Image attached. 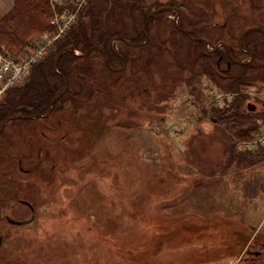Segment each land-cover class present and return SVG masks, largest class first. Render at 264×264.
Here are the masks:
<instances>
[{
    "label": "rangeland",
    "instance_id": "1",
    "mask_svg": "<svg viewBox=\"0 0 264 264\" xmlns=\"http://www.w3.org/2000/svg\"><path fill=\"white\" fill-rule=\"evenodd\" d=\"M180 1L204 13V19L201 16V22L196 23L200 26L204 20L207 21L205 26L201 25L203 30L214 22L221 23L223 15L231 12L237 17L239 13L243 14L241 21L237 17L229 18L233 35L264 23V17L261 18L264 16V0H146L158 7ZM223 3L225 7L230 6V10H225ZM171 19L169 12L156 17L154 24L160 28L161 37L170 35L174 41L186 42L173 31L169 22ZM113 47L117 53L129 58L126 68L111 77V73L100 66L103 64L100 56L95 54L100 58L97 68L101 72L95 70L94 73L100 79H120L118 83H122L124 90L114 92L118 102L112 100L113 96L105 97L104 101L109 100L108 104L103 102L100 109L99 95L94 93L91 100L97 97V103L77 104L80 107L74 112L71 105L74 99L66 95L49 117L11 119L6 123L0 135V183L3 181L1 185L5 188L29 185V192L39 194V205L35 208V219L29 224L6 227L4 222L0 223V231L7 228L9 234L2 246L0 264H201L213 256H217V261L230 256L233 264H243L246 247L250 249L254 244L255 229H250L251 223L248 226L240 224L245 220L254 222L255 219L254 216L243 219V210L239 209L242 205L239 189L242 175L236 174L226 179L227 182L221 180L218 184L222 187V195H225L222 193L225 192L223 186L235 187V190L232 188L235 193L232 195L231 214L236 219L227 220L228 224L220 226L230 227V223L234 230L232 234H215L209 221L216 218L206 216L207 213H202L200 218H192L189 211L196 205L201 211L210 212L214 205H220L222 195H213L206 188L209 186L206 183L209 171L230 175L249 166L221 170L223 145L219 129L213 126L208 116L202 114L198 118L195 110L188 108L194 101L193 94L196 92L192 90L195 87H185L182 76L174 73H169L168 79V76L163 78L155 69L137 80L133 75H136L137 67H141V50H133L137 47L116 41ZM192 47L199 48L197 44ZM132 54L138 58L134 59ZM117 64L115 62L110 66L116 67ZM188 75L183 73V77ZM199 79L201 96L204 95L207 79L203 76ZM167 80L169 83L174 81L176 90L163 83ZM261 82L247 81L250 84L240 89V94L246 95L256 106L255 109L260 107L259 96L256 95L264 90V82ZM132 83H135L133 94ZM251 91H256V95ZM88 110H96V116L89 117ZM75 116L79 117L77 122ZM94 119L101 123H93ZM55 120L70 126L69 137L58 144L36 134L40 125H52ZM38 142L45 150V159L52 158V162L45 163L43 160L42 166L46 167L43 173L50 175L48 165H55L51 174L55 189L45 188V183H32L33 173L24 175L18 171L19 158L23 168H32ZM236 149L237 153H243L239 143ZM61 168L66 173L60 172ZM60 181L64 185H59ZM186 187L197 188L192 194ZM131 196H136L132 198L136 199L135 204H131L133 206L128 205ZM178 198L188 203L177 210ZM60 203L62 205L57 209ZM144 212H148L147 219L139 221ZM177 212H184V215H174ZM208 225V236L212 234L213 239L202 236L214 245L220 243L219 247L230 237L228 248L218 250L207 245V240L202 242L194 237L198 226L206 230ZM152 238L159 240L158 246L152 244ZM246 238L251 239L248 241Z\"/></svg>",
    "mask_w": 264,
    "mask_h": 264
},
{
    "label": "trees",
    "instance_id": "2",
    "mask_svg": "<svg viewBox=\"0 0 264 264\" xmlns=\"http://www.w3.org/2000/svg\"><path fill=\"white\" fill-rule=\"evenodd\" d=\"M171 5L174 4L166 6ZM186 5L187 9L185 8L186 10L183 12L186 13L187 16L196 13V23L201 22V16H203L204 19V13L202 11L199 9H192L193 6L191 4ZM223 6L225 7L224 3ZM160 7L147 3L146 0H85L79 7H74L72 5L65 6L68 10L76 13L75 24L66 34L53 44L43 62L32 68L30 76L23 86L15 87L6 91L3 98L0 100V124L4 118L10 114H27L31 116L42 115L45 113L50 99L59 93L64 86L60 75L65 77L68 83V88L53 104L52 110L58 108L57 106L59 102L62 101L66 95H70L72 96V100L74 99V101L71 102L74 112L79 109L80 106L78 105L80 104L97 103V97L94 100H91L95 96H93L94 93L99 95L98 106L100 109H102L101 106L103 107V102L108 104L109 100L104 101L105 97L110 96L111 98V96H113L112 100L116 101L115 93L119 92V90H124V87L122 88L121 85L122 83H118L120 79H100L97 78L98 74L95 76L94 73L95 70L101 72V70L99 71V68H97V66H99L98 59L101 58L103 64H100V66H104L111 73V77L115 75V73L108 69L106 63L103 62V54L100 50L94 49L85 57H79L74 53L64 52L56 63V71L53 69V59L65 48H71L73 51L83 53L89 47L96 46L107 52L109 63L113 65L114 61H117V58L110 51L109 45L111 39L113 37L121 36L135 43L144 41L142 25L147 15L152 10ZM227 8L229 9L230 6H226L225 10H228ZM181 9L183 10V8ZM159 14L151 17L145 27V32L149 37L147 43L143 46L137 47V49L133 48V50H141L142 54L139 55L141 61L139 64L141 67L137 69L135 75L137 80L138 77H142L144 74L149 73L151 69H155V72L158 70L159 73L162 74V77L170 76L172 73L180 76H182L183 73H187L189 76L184 78V82L190 87L192 84L200 82L199 80L195 81L196 79L192 76L193 74H197L198 71L199 75H205L213 85L221 91L233 93L232 100L223 107H217L212 103L207 104L208 101L206 98L204 99L202 95L197 99L199 106H201L199 114L197 115L198 118L202 114L208 116L213 123V126H216L217 129H219V135L223 145V162L220 165L221 170L227 171L232 166L236 168L244 165L251 167L253 164L263 161L264 147L253 152L237 153L236 151L237 143L255 137L259 128L258 121L264 123V102L258 99L257 101L260 104L259 109L250 111L248 110L247 105L252 101H250L246 95H243L242 93L240 94V92H242L240 89L245 85L250 84L251 82L254 83L255 81L264 82L263 33L253 31L246 34L243 38L242 48L246 50V52L252 54L251 62L245 65H235L230 63L229 68L225 71V75H222L216 66L219 58L218 53L203 55L197 51V56L200 59V62H198L199 64L195 69L193 59L191 62L185 60L190 56L186 44H182L181 41H174L171 36H169V38L166 39L167 46H165V39L161 37V32L159 31L160 28L157 27L156 30L157 25L154 24V22H156L155 19ZM233 14L234 12H231L229 18H231ZM170 15H172V13H170ZM198 15L199 17H197ZM52 16L53 10L49 0H13L11 10L0 20V51L6 49L13 57L18 56L42 33L54 31V28L50 24ZM233 17L236 18L237 16L234 15ZM262 17L264 16L262 15L261 18ZM206 24L207 21L205 20L201 23L202 27ZM178 25L182 26L179 23ZM116 27H120L121 29H117ZM171 27L173 28V31L180 36V33L174 28V26L172 25ZM258 27H261L264 30V23L259 24ZM240 32L233 35L232 40L231 38H226L225 40L230 45L231 53L235 58H238L242 54L236 46V41ZM216 34L217 33L212 35L209 44L214 45L221 38V36H216ZM185 40L187 42V39ZM116 43L122 42L116 41ZM195 44H197L198 47L203 48L202 44ZM95 54H97V56L99 55L100 58L96 57ZM242 56L246 58V60L243 61L248 60L245 54ZM132 57L134 59L138 58L134 54H132ZM209 57L212 59L211 63H213L214 68H216L215 70L211 69V65L208 64L207 60ZM125 58L128 63L129 58L126 56ZM223 59L228 60L226 54H224ZM142 61H144L143 65ZM222 63L223 61H221V64ZM181 64H183V66ZM162 66L163 68H160ZM247 81H250V83H247ZM108 88H110V90ZM96 114V110H94V112L88 110L89 117L96 116ZM88 115L86 114V116ZM74 119L77 122L79 117L75 116ZM82 119H84V117ZM92 122L97 124L101 123L98 119H94ZM132 198H136V196L129 199L131 202L128 204L129 206L135 204L136 199L134 200ZM61 205V203L57 205V209ZM60 212L62 213L63 210H60ZM147 216L148 212H144L139 216L138 220L145 222ZM217 223H213V227H211L214 228L215 234H232L231 231H234L233 226L231 227L230 223V227H220L221 225H217ZM171 224L174 225L173 223ZM209 225L206 230L205 227L200 229L198 226L196 229L197 233L194 237L202 242L207 240V245L218 250L228 248L229 243L227 242L219 247L220 243L214 245V243L208 241L209 239L202 236L205 235L208 238L213 236L212 234L211 236H208L210 235ZM206 231H208V233H206ZM140 234V236H142V233ZM157 238L159 237H156V239ZM156 239L152 238V244L154 243L157 245L159 240L157 241ZM227 239L229 240V237H227ZM254 241L256 242V239H254ZM139 243L140 242L138 241L137 244ZM157 246L154 248V251L157 250ZM251 246L252 248H250V250L254 252L251 255L243 256V264H264V245L261 244L257 248L254 244ZM152 255L153 254H150V256ZM216 257L217 256H213L206 260V262H215L217 261Z\"/></svg>",
    "mask_w": 264,
    "mask_h": 264
},
{
    "label": "flooded vegetation",
    "instance_id": "3",
    "mask_svg": "<svg viewBox=\"0 0 264 264\" xmlns=\"http://www.w3.org/2000/svg\"><path fill=\"white\" fill-rule=\"evenodd\" d=\"M165 7L175 8L179 11V14L176 18V24L178 27H176L174 24V18L176 16V14L173 11L169 12V13H172V19L169 22L180 33L182 40L187 39V42H185V43H183V41H181L182 44H186L187 48L189 49L188 52H190V56L188 58H186L185 60L187 62H191V60L193 59V63L195 64V69L197 68V65L199 64L198 62H200V59L197 56V51H199V53H201L203 55H205V54L211 55L213 53H218L219 58L217 61L218 64L216 63V66L218 67L220 74H222V75H225V71L227 68H229L230 63H233L235 65H241V64H236V63L232 62V60L230 59V56H232L236 61H239V62H243V60H246V58H244L242 56L243 54H245L247 56V59H248V55L246 53V50H244L242 48V42H241V46L238 47V39H239L241 33L243 32V30L240 32V35L236 41L237 49L242 53L238 58H235L232 55L230 45L225 41L226 38H231V40H232V37H233V33H232L231 28H230L231 26L229 25L230 13L227 15H223L224 18H223V21L221 23L214 22L211 27H209V28L207 27L206 30H202V28L200 26L196 25L197 19H196L195 13H192V15L189 14L188 16L186 13H184L185 10L187 9V5L185 2L180 1L174 5L165 6ZM181 8H183V10ZM237 19H239L241 21V19H243V14L241 15V13H239V17H237ZM178 23L181 24L182 26H179ZM157 27H158V25L156 26V30H157ZM213 29H214V31H213ZM215 33H217L216 36H221V38L214 45H211V44H209V40L212 38V35H214ZM169 36L170 35H168V36H166V38H164L165 39L164 40L165 46H167L166 39H168ZM203 40L206 42V44L203 42ZM144 41H145V36H144ZM144 41L137 43V44H142ZM133 43H135V42H133ZM195 43L202 44L203 48L199 47L198 50H196L195 48L192 47V45H195ZM226 46L228 49H226ZM214 48H215V50L212 51ZM208 50H211L212 52H209ZM115 52H116V50H115ZM112 53L117 58V61H114V63L116 62L118 64L116 67H111L112 69H114L113 71L110 70L109 68L108 69L111 72L117 74L119 72H122L126 68L128 63H127V60L124 56L120 55L117 52H116L117 54L114 53L113 51H112ZM102 54L104 56V53H102ZM224 54L227 55L228 60L223 59ZM105 55H107L106 51H105ZM190 57H193V58L191 60H189ZM207 61H208V64L211 65V69L215 70L216 68H214L213 63H211L212 59L209 57V59ZM221 61H223L222 64H221ZM181 65L183 66V64H181ZM138 68L139 67H137V69ZM133 76H135V75H133ZM188 76H186V77H188ZM192 76L195 77V79H196L195 81H198V80L200 81L199 78L201 75H199L198 71H197V74H195V75L193 74ZM127 77H129V76H127ZM203 77L205 79H207V82H206L207 84L205 85L206 89L204 91V95H202V96L204 97V99L205 98L208 99L207 104L212 103L213 105H215L214 99H213L212 94L210 92L212 89H218V88L215 85H213V83L205 75ZM163 78H165V77H163ZM168 78H170V76H168L167 79ZM184 78L185 77H183V75H182V84L185 87H188V85H186V83L184 82ZM132 80H133V77H132ZM132 82H134V80ZM173 82L174 81H172V83ZM163 83H166V85H169V86H171V88H174V90H176L175 86H174L175 83H173V84L171 82L169 83L168 80L166 82L163 81ZM132 84L133 85H131V87L133 89H131V88L130 89H131V93L133 94L135 83H132ZM199 86H200V82H196L190 86L192 88L195 87V89H193L192 92H196V94L195 93L193 94V100H194L193 103L191 102L188 105V108L195 110L196 115L199 114V110L201 108V106H199V104L197 102L198 101L197 99L200 96V91H199L200 89L198 88ZM190 87H188V88H190ZM169 88L170 87H167V89H169ZM189 92H190V89H189ZM127 93H130V92H127ZM174 94H175V92H173V94L171 95L172 98H173ZM189 96H191V95H189ZM115 102H118L117 99ZM51 113H53L52 109H51V112L49 114H51ZM49 116L50 115H48L46 117H49ZM64 121H65V119H64ZM0 126H1V124H0ZM68 126H69L68 124L61 122L60 120H55L52 123V125H46V124L40 125V127L38 129H36V134L40 138H45V139L52 141L53 143L58 144L60 142H65L67 137H69L70 126L69 127ZM1 132H0V134H1ZM35 151H36V157H35V161L32 163V165H33L32 168H30V169L23 168L22 159L19 158V160L17 159L18 171L24 175L33 173L35 175H33L32 183L33 182L35 183V181L38 183H45V188L50 187V189H52V188L55 189V186L53 183L54 179L51 178L52 171L55 170V165H53V164L48 165L49 169L47 172L51 173L50 175H45V173H43V171H46L45 170L46 167L42 166L43 160H45V163L48 161L52 162V160H51L52 158H49L48 160L45 159V150L41 146V143H39V142L37 143V149ZM42 155H43V159H40V156H42ZM60 172L66 173V171L63 170L62 168L60 169ZM41 173L43 176H41ZM37 177L39 178L38 180H37ZM2 182L3 181H1V183H0V223L4 222L6 224V227L9 225L18 227V226H24L26 224L33 222V220L35 219V215L37 214L35 208L39 205V202L37 199L39 197V194L36 195L35 192H34L35 194L32 192H29L27 190V189H30L29 185H26V186H20V185L19 186H17V185L7 186V185H5L8 187V188H5V187H2V185H1ZM59 185H64V184H62V182L60 181ZM65 187H63V188H65ZM61 194H62V192H61ZM48 199L51 200V198H48ZM7 231H8L7 228H4L2 230V232L0 231V259H1V254L3 253L2 246H3L4 242L6 241V238L9 237V234H7Z\"/></svg>",
    "mask_w": 264,
    "mask_h": 264
},
{
    "label": "built area",
    "instance_id": "4",
    "mask_svg": "<svg viewBox=\"0 0 264 264\" xmlns=\"http://www.w3.org/2000/svg\"><path fill=\"white\" fill-rule=\"evenodd\" d=\"M84 1L49 0L53 10L50 24L54 31L43 33L16 57H13L6 49L0 51V100L9 89L23 85L27 81L32 68L45 58L47 51L55 41L73 27L76 22V13L68 10L65 6L79 7ZM256 91L250 93L256 95ZM210 93L218 107L225 106L233 98V93L222 92L218 89H212ZM256 96H259L264 102V91ZM258 124L259 128L254 138L239 142L240 150L253 152L264 147V123L258 121Z\"/></svg>",
    "mask_w": 264,
    "mask_h": 264
},
{
    "label": "crops",
    "instance_id": "5",
    "mask_svg": "<svg viewBox=\"0 0 264 264\" xmlns=\"http://www.w3.org/2000/svg\"><path fill=\"white\" fill-rule=\"evenodd\" d=\"M12 6H13V0H0V20L3 16H5L11 10ZM236 174H240L243 176L242 178L243 180L241 181L240 188H239L240 194L242 196L241 197L242 205L240 206L239 209L243 210V219H247V218L249 219L250 218L249 216H254V219H255L254 222H248L247 220H245L243 221L245 223L243 224L238 223V224L248 226V224L251 223L252 227H250V229H253V228L255 229L254 239H256V242L254 241V239L253 241H254V244H256V247H259L261 244L264 245V160L255 164L254 166L243 169L239 172L232 173L230 175H222V174H219L217 171H209L206 176V179H207L206 183L209 186H207L206 188H208L209 193H212L213 195H216V194L222 195L221 194L222 187L221 188L218 187L219 186L218 184L221 182V180H224V182H227L226 179L231 178L232 176H235ZM223 187H224L225 192L222 191V193H224L225 195H222L221 196L222 199H219L220 205H217L215 203L216 205L213 206V211L209 210L210 212L208 211L206 212L204 210L201 211V209L195 205V207H190L191 208V211H189L190 217L200 218V216H202L201 215L202 213H207L206 216H210V217L212 216V218H216L211 221V224L213 223L216 224L218 222L217 225H221L224 223L227 224L229 222V221L227 222V220L236 219V217L233 216V214H231L232 195L233 193H235L232 191V188L235 190V187H228V186H223ZM196 188L197 187H186V190H189L193 194V192L196 191ZM183 191L184 190H182L181 193H184ZM228 194H231V196H226ZM177 202H178L176 203L177 210L184 207L185 204L188 203V201L186 200L183 201L182 198H178ZM221 202H223L222 205H221ZM130 203L131 202L129 201L128 204ZM184 212L183 213L177 212L174 215L182 216L184 215ZM185 214H188V212H186ZM172 215L173 213L170 214V216ZM177 216L175 218H178ZM222 220L224 221V223ZM212 239L213 238H211L210 240ZM230 239L231 238L229 237V240L227 239L226 242L231 243ZM250 239H248V241H250ZM223 242L226 243L225 240ZM246 245H248V243ZM247 248L248 246L246 247V250ZM225 257L227 258H224V259H221L215 262H204L201 264H233L232 263L233 259H231L230 256H225Z\"/></svg>",
    "mask_w": 264,
    "mask_h": 264
},
{
    "label": "water",
    "instance_id": "6",
    "mask_svg": "<svg viewBox=\"0 0 264 264\" xmlns=\"http://www.w3.org/2000/svg\"><path fill=\"white\" fill-rule=\"evenodd\" d=\"M171 11L175 12V14H176V16H175V18H174V24H175L176 27H178L177 24H176V18H177L178 14H179V11H178L177 9H175V8L161 7V8H158V9H155V10L151 11V12L148 14V16L146 17V20H145V22H144L143 25H142V32L144 33V36H145V41H144L142 44L133 43V42L127 40V39L124 38V37L117 36V37H113V38L111 39V41H110V49H111L114 53H116L115 50H114V48H113V43H114L115 41H122L123 43H125V44H127L128 46H131V47H139V46L144 45V44L147 42V40H148V36H147V34L145 33V27H146V25H147L149 19H150L151 17L155 16L156 14L161 13V12H171ZM253 31H259V32L263 33V35H264V30H263L261 27H249V28L245 29V30L241 33V35H240V37H239V39H238V47L241 46V42H242L243 38L246 36V34H248L249 32H253ZM203 42L206 44V42H205L204 40H203ZM215 48H216V47H215ZM215 48H214L212 51H214ZM94 49H99L102 53H104V61H105L106 65L108 66V68H109L110 70L113 71L114 69L111 68V66H110V64H109L108 57H107V55H105V50L101 49L100 47H96V46L89 47V48L86 49V51H84L83 53H77V52L73 51L71 48H65V49H63V50H62L60 53H58V54L54 57V59H53V69H54V71H56V63H57L59 57H60L64 52L74 53L76 56H79V57H85V56H87V55H88L92 50H94ZM226 49H228L227 46H226ZM208 51H209V52H212L211 50H208ZM246 53H247V55H248V57H249L248 61L239 62V61H236L232 56H230V59L232 60V62H234V63H236V64H241V65H242V64H243V65L248 64V63L251 62V60H252V54L249 53V52H246ZM116 54H117V53H116ZM119 70H120V69H119ZM60 77H61L62 81L64 82V86H63L62 90H61L59 93H57L56 95H54V96L50 99L49 104H48V108H47V110H46V112H45L44 114H42V115H31V116L14 115V114L7 115V116L4 118L3 122L1 123V126H0V132L4 129L5 124H6L9 120H11V119H35V118H44V117L48 116L49 113L51 112V109H52L53 104H54V103H55V102H56V101H57V100H58V99H59V98H60V97L66 92V90H67V88H68V83H67L65 77L62 76V75H60ZM248 109H249L250 111H253V110L255 109V106L252 105V104H249V105H248ZM245 253H246V255H251L253 252H252L250 249H247V250L245 251Z\"/></svg>",
    "mask_w": 264,
    "mask_h": 264
}]
</instances>
